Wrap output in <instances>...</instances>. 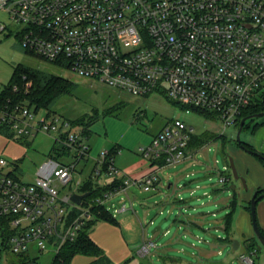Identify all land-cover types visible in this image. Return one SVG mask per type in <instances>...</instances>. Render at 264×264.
I'll return each instance as SVG.
<instances>
[{"label":"built area","instance_id":"obj_1","mask_svg":"<svg viewBox=\"0 0 264 264\" xmlns=\"http://www.w3.org/2000/svg\"><path fill=\"white\" fill-rule=\"evenodd\" d=\"M0 10L18 26L27 51L134 96L163 94L185 113L212 112L223 132L264 101V0H0ZM0 125L14 139L53 135L60 157L75 151L71 162L45 161L33 181L7 170L10 161L0 154V264H9L10 255L20 264H43L40 256L51 247L55 254L47 264L61 263L62 247L78 239L108 200L128 196L133 185L150 190L158 170L210 143L190 149L194 127L175 117L139 149L152 166L147 174L128 176L116 164L120 149L103 148L76 190L61 195L59 184L68 185L79 163L90 160L86 137L69 119L28 103H0ZM228 180L219 178L221 184ZM89 181L94 189L108 188L73 202L70 195L83 193ZM31 244L36 255H29ZM155 246L145 243L142 254ZM241 262L255 264L244 254Z\"/></svg>","mask_w":264,"mask_h":264},{"label":"rangeland","instance_id":"obj_2","mask_svg":"<svg viewBox=\"0 0 264 264\" xmlns=\"http://www.w3.org/2000/svg\"><path fill=\"white\" fill-rule=\"evenodd\" d=\"M1 23L8 24L9 30H0V91L9 83L18 64L57 74L76 83L75 92L61 98L52 107V112L72 121L84 119V122L74 126V130L82 134L86 125L89 128L90 136L84 142L90 146V160L88 163H79L68 185L59 184L61 195L76 190V183L83 181L91 172L94 159L103 148L116 146L120 149L116 154V164L123 170L132 171L131 168L140 165L150 167V161L139 149L149 145L175 117L185 120L202 137L206 132L222 136V139H210V143L193 153L192 157L158 170L159 182L150 190L132 186L129 197L121 193L106 203V208L111 213H116L120 225L98 220L90 234L104 247L112 264H241L242 254L251 256L255 264H264V248L259 249L250 214L253 194L264 188V184H254L258 181L257 176L252 178L247 172L249 169L252 171V160L247 157H259L239 146L238 126H229L223 132L222 121L213 116L212 112L185 113L163 94L134 96L111 88L99 80L80 77L64 62H51L27 51L17 32L18 26L3 10H0ZM263 119L264 117L255 118L249 122V126L241 133L243 142H247L252 132L251 125ZM9 135L0 134V154L10 161L7 170H12L25 181H33L41 165L49 159L57 160L59 157L63 163L74 160L73 150L63 157L58 155L54 149L53 135L39 133L23 140L12 139ZM230 157L234 158L239 174L245 177L248 189L242 180L234 177L231 166L230 170L224 169L229 165ZM222 175L229 178L225 184L219 182ZM233 185L238 196V205L233 214V229L239 244L237 247L231 241L221 244L220 255L218 247L210 242L216 241L218 233L224 238L227 236L221 227L231 211L230 204L235 191ZM254 189L256 190L253 192ZM245 194L249 196L244 200ZM124 203L126 209L116 212ZM256 212L258 222L264 229V196L258 201ZM191 216L201 226L195 227L193 234L186 235L187 227L183 225V220L188 221ZM240 217L242 228L239 231ZM157 227L160 229L157 230ZM149 241L156 242V246L151 248L150 253L143 255L140 251ZM166 246L176 247L175 251L171 249V253L167 255L164 252ZM209 252H213V255H208ZM37 253L35 245L31 244L29 255ZM54 254L55 249L51 247L41 254L40 261L47 264L53 260ZM20 260L17 255H10L9 264H20ZM90 260L89 255L77 253L71 264H88Z\"/></svg>","mask_w":264,"mask_h":264},{"label":"trees","instance_id":"obj_3","mask_svg":"<svg viewBox=\"0 0 264 264\" xmlns=\"http://www.w3.org/2000/svg\"><path fill=\"white\" fill-rule=\"evenodd\" d=\"M75 89H76V83L68 78L53 73H47L39 69L27 67L23 64H18L14 69L13 75L9 83L5 85L4 88L0 91V103L8 102V101L12 103H28L29 105H34L37 109H44L47 110L48 112H52V107L58 101H60L61 98L71 96L75 92ZM172 103L176 104L179 108H184L175 102ZM263 110H264V101L258 102L256 104L251 105L248 109L244 110L242 113V117H245L250 114L258 113ZM193 111L201 112L202 110L193 109ZM70 121L75 126L84 122V119H79L75 121L70 120ZM250 121H254V119L247 120L245 122L244 128L249 126ZM239 125L240 122L238 123V128ZM5 129L6 128L4 126L0 125V134L1 133L10 134L9 137L14 139L13 134L9 133ZM208 134H211L209 138L207 137ZM82 135L86 138H89L90 130L89 128H87V125L82 130ZM204 137H202V135L200 134L194 135L190 141L189 148L195 150L202 147V146L199 147V145H205L208 142H210L209 141L210 139L211 141L222 139L221 135L213 134L209 132H206ZM238 144L241 147L243 144L246 148L256 151L253 148V146H251L246 142L242 141V143H238ZM115 148L117 147L116 146L112 147V149ZM259 159L264 165V157H259ZM159 163L161 164L162 161H159ZM105 188L108 187H100L94 189L93 182L89 181L81 188V192L83 193L90 192V195L88 197L90 198L91 196L100 193ZM260 193L261 190L259 194ZM237 205H238V196H237V192L235 191L230 204L231 211L225 217L226 235H230L232 232L233 223H234L233 214ZM250 211H251V201H250ZM97 220H107L109 222L115 221V219L112 217V214L109 211H107L105 207H100L99 213L97 214V218L94 221L90 222V224L87 226V229L82 231L78 239L74 242L66 243L62 247L58 255V257L62 259V262L61 263L58 262L57 264H71L73 256L77 253H85L89 256L96 257L95 261L92 264H99L100 262L107 260L101 247L89 236V231L92 228V226L97 222ZM261 229L264 233V229L262 227ZM255 250H257V248H255Z\"/></svg>","mask_w":264,"mask_h":264},{"label":"crops","instance_id":"obj_4","mask_svg":"<svg viewBox=\"0 0 264 264\" xmlns=\"http://www.w3.org/2000/svg\"><path fill=\"white\" fill-rule=\"evenodd\" d=\"M252 127V132L250 133V136H248L247 138V142L248 144H250L251 146H253V148L258 151L259 153H261L262 155H264V119L262 121H259V122H256L254 123L253 125H251ZM250 158V160H252V171L250 172V169L248 172L249 175H251L252 178H255V176H257V182H255L254 184L256 185H260V184H264V165L262 164V162L259 160V159H256L255 157H252V156H248L247 159ZM119 168L121 167L120 165H117ZM150 167L151 166V163H150ZM148 167V165H140V166H134L132 169V171L130 170H123L122 167L120 169H122L128 176L130 177H133V178H138V177H142L143 175L147 174L149 171H151L152 168ZM126 169H129V168H126ZM139 169V170H138ZM150 169V170H148ZM132 173H136L134 175L131 174ZM160 179V178H159ZM159 182V180L157 181V183ZM101 184H104V186H106V181L104 179H102L100 181V185ZM171 185V184H170ZM136 187V185H133ZM132 187V186H130ZM129 187V189H130ZM138 187V186H137ZM170 187V186H169ZM234 187V190L236 191V187L235 185H233ZM260 187V186H259ZM139 188V187H138ZM129 189H128V197H129ZM248 189V188H247ZM256 189L252 190L253 192L255 191ZM234 191V192H235ZM80 192V191H78ZM121 193L115 195L114 197H112L110 200H112L113 198H115L116 196L120 195ZM251 194V193H250ZM247 194L243 195V199L245 200L247 198ZM108 200V201H110ZM107 201V202H108ZM106 202V203H107ZM106 203L104 205L105 209L107 211H109L107 208H106ZM122 210H124L123 207H119L117 208L115 211L116 212H121ZM110 212V211H109ZM111 213V212H110ZM112 214V217L115 219L114 222H110L111 224L113 225H116V226H119L120 225V222L119 220L117 219V215L116 213H111ZM242 217V216H241ZM241 217L238 219V230L240 231V229L242 227H240V223H242L241 220ZM98 221V220H97ZM107 221V220H105ZM109 222V221H108ZM97 223V222H96ZM96 223L92 226V228L90 229V231L93 229V227L96 225ZM183 225H186V235L187 234H193L192 231H194L193 229H195V227H199L201 226L200 222H198L195 218H193V216L189 217V220L185 221L183 220ZM234 225V223H233ZM128 228L130 229L131 228V224L128 225ZM223 230H224V234L226 235V232H225V219L223 221V225L221 227ZM160 229V227H159ZM158 230V229H157ZM90 231H89V236L101 247V249L103 250L104 252V255L106 256L107 260L103 261V262H100L99 264H112L111 262V259L106 255V252H105V249L104 247L100 244V242L93 236L90 234ZM216 238V241H211L210 244L213 245L214 247H218V254L222 255L221 254V250H220V245L223 244L225 245L226 243H228V241H231L232 242V245L237 247L239 244L238 241H236L235 237H234V229L232 228V232L230 235H227L226 238H224V236L221 235V233H218V235L215 236ZM156 243V242H155ZM145 245V244H144ZM143 245V246H144ZM176 247H170V246H166V250L164 252L167 253V255H169L171 253V249L174 250ZM151 251V250H150ZM150 251L148 253H150ZM175 251V250H174ZM179 251V250H178ZM141 252V251H140ZM142 253V252H141ZM208 255H213V252H209L207 253ZM144 255V254H143ZM91 257V260L88 264H92L96 257H93V256H90ZM174 261L176 259H173ZM228 260V258H227ZM210 264H215V263H210ZM216 264H219V263H216Z\"/></svg>","mask_w":264,"mask_h":264},{"label":"water","instance_id":"obj_5","mask_svg":"<svg viewBox=\"0 0 264 264\" xmlns=\"http://www.w3.org/2000/svg\"><path fill=\"white\" fill-rule=\"evenodd\" d=\"M260 117H264V110L261 111V112H258V113H254V114L247 115V116H245V117H243L241 119L240 125H239V128H238V132H237V141H238V143H242L241 133H242V131L244 129L245 122L247 120L255 119V118H260ZM242 147L244 149L248 150L249 152L257 155L258 157H264L258 151H254V150L248 149L243 144H242ZM229 163H230L231 170H232V173H233L234 177L236 179L242 180V182L244 183L245 187L247 188L246 179H245V177H243V176H241L239 174L238 169H237V166L235 164V161H234V158L233 157H230ZM260 190H261V193L259 194ZM260 190H256L254 192V194H253V197L251 199V211H250V214H251V221H252L253 229H254V232H255V236L259 240V249L261 250V249L264 248V233H263V231H262V229H261V227L259 225L256 210H257L258 200L261 197L264 196V188H261ZM89 195H90V192L73 193L72 195H70V199L73 202H76V203L80 204L82 202V200L85 197L89 196ZM157 229H159V227H157Z\"/></svg>","mask_w":264,"mask_h":264}]
</instances>
